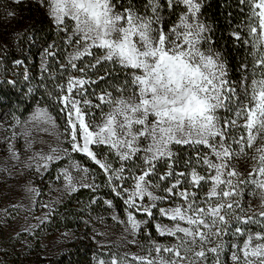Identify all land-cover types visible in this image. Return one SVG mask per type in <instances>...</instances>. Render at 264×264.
Returning a JSON list of instances; mask_svg holds the SVG:
<instances>
[{"label": "snow or ice", "instance_id": "1", "mask_svg": "<svg viewBox=\"0 0 264 264\" xmlns=\"http://www.w3.org/2000/svg\"><path fill=\"white\" fill-rule=\"evenodd\" d=\"M38 2L54 22L58 34L64 33L65 48L73 47L68 53L67 66L60 64V74L78 71L82 76L69 74L66 85H55L60 94L54 97V102L65 115L62 133L55 131V118L47 108L38 107L33 114V127L42 125V131L51 128L54 135L64 139L46 154L42 150L33 152L23 161L24 168H34L38 173L41 169L47 171L53 163L67 157L69 164L59 169L56 177L64 181L63 192L70 195L80 188L96 192L100 186L95 183V174L71 158V153L84 154L102 170L105 184L115 197L123 200L125 219L115 214L113 200L105 199L104 203L113 209L112 219L127 225L126 232L138 236L155 219L153 209L174 224L173 227L156 224L155 228L162 236L174 237L175 243L159 244L151 239V233H145L149 237L146 255L113 252L108 259L94 257L96 264H131L132 261L135 264H208L209 255L212 264H225L223 256L229 246L231 264H264V211L249 215L250 209L243 205L244 189L249 186L260 192L264 202V0H239L248 8L247 22L238 26L246 35L238 31L231 33L245 47L244 58L237 68L239 80L230 79L227 59L214 47L212 25L205 21L202 11L206 0H165L169 12L177 7L184 9L167 30L163 15L165 4L161 0H147L142 8L132 0L127 3L123 0ZM14 3L19 4L21 0ZM8 14L15 15L11 11ZM15 36L17 41L26 38L22 32ZM0 47H5L6 53V46ZM55 47L53 43L41 53L42 79L48 68L45 60L56 56L51 50ZM94 51L103 54L94 56ZM84 57L95 62L78 68L77 61ZM15 63L24 62L16 60ZM97 66L104 69V75L97 76L96 80L83 78L85 69L95 70ZM115 67L125 77L120 83L108 84L115 95L106 90L97 95L93 89L100 103L77 98L86 97L85 85L106 81L115 75L108 70ZM24 79H29L27 72ZM125 92L130 95L125 96ZM93 108L101 110L100 123L96 122ZM221 111L225 114L220 115ZM24 123L25 129L20 135L24 137L27 151L34 143L33 128L28 127L29 122ZM15 135L14 132L13 138ZM64 143L69 147H63ZM102 146H106V152H100ZM174 146L195 150V156L183 161V166L190 171H176L180 162ZM8 150L10 158L16 164L21 163V153L15 145L9 144ZM109 154L118 158L119 167L113 166ZM249 159L252 170L245 176L237 161ZM161 162L166 163L167 171L158 174L157 164ZM198 168H205L207 174L201 175ZM73 170L83 175H73ZM157 176L158 180L153 183ZM169 180L174 183L162 188ZM128 181L132 182L130 188L124 186ZM185 183L196 189L209 187L198 199L197 191L181 190ZM25 187L33 193V199L40 195L31 182ZM157 191L164 194L157 195ZM97 199L93 198L90 204ZM177 199L183 203L158 207ZM42 207L49 205L42 204ZM49 214L37 219L44 223ZM138 214L146 218L138 219ZM252 225L261 230L254 232ZM241 238H244L242 243ZM131 243L135 244L136 240Z\"/></svg>", "mask_w": 264, "mask_h": 264}, {"label": "trees", "instance_id": "2", "mask_svg": "<svg viewBox=\"0 0 264 264\" xmlns=\"http://www.w3.org/2000/svg\"><path fill=\"white\" fill-rule=\"evenodd\" d=\"M123 2L127 3V0H123ZM132 3L142 8L147 3V0H132ZM161 3L165 4L166 10L163 15L166 17L165 29L167 30L168 27H171L177 21L179 13L184 9L177 7L169 12L165 0H161ZM9 4L15 15L5 16L4 13H0V45L6 46V53L5 47H0V120L4 118L10 121L22 119L35 105L42 104L51 110L60 125L65 128V115L59 111L60 105L54 102V97L60 94L55 85H66L69 74L82 76L78 71H64L62 75L60 74V64L67 66L68 53H70L72 46L65 48L64 40L66 37L64 33L60 32L58 34L54 22H51L50 17L46 15V11L37 1L21 0L19 4L9 1ZM202 11L205 21L212 25L211 36L215 42L214 47L222 51L227 59L230 79L239 80L240 74L237 68L244 58L245 47L237 42L231 33L238 31L242 36L246 35L242 27L238 26H243L247 22L248 8L242 6L239 0H206ZM17 32H22L26 38L17 41L15 36ZM53 43L56 47L51 50L56 52V56L54 58H46L45 63L48 68L43 73L42 79L41 53ZM101 54L102 52L94 51L93 53L94 56ZM16 60H22L24 63L16 65ZM94 62V59L84 57L81 61H77V67H84L85 64ZM104 67H107V65ZM108 70L114 72L115 75L110 76L106 81L85 85L86 97H81L82 99L87 98L93 104H97L100 101L93 95V89H95L97 95L102 90L114 92L112 88L108 87V84L122 82L125 78L124 73L119 67L109 68ZM25 72L29 76L28 80L24 79ZM49 73H52L51 77ZM85 73L86 75L83 78L96 80L97 76L104 75V69L101 66H97L95 70L85 69ZM11 81H15V83L13 84ZM29 88L32 89L31 92H29ZM128 94L130 93H124V95ZM107 109L105 106L103 111ZM91 110H94L95 116L99 117L100 109L93 108ZM224 114L221 111V115ZM106 151V146L100 148V152ZM173 151L179 153L180 166L176 168V171H190V169H186L183 166V161L188 156H195V150H189L187 146H174ZM201 151L207 150L201 149ZM109 155L115 162H118L114 155ZM73 156L92 170L100 187L96 192L91 191L89 188H80L77 192L70 194L63 203L59 204V227L80 226L82 218L88 209L93 210L100 206L107 208L104 203L105 199L113 200L118 213L123 215L125 208L123 200L115 197V194L106 186V177L102 170L84 154L73 153ZM137 163H140V161L137 160ZM57 165V163L54 164L53 168L43 175V178L50 176ZM197 170L203 173L206 172L205 168H198ZM157 171L158 174L167 171L166 163L157 164ZM157 180L158 176L153 178L154 183ZM163 186L164 183L162 184ZM187 187H189L188 184ZM208 187L209 185H204L202 189L197 190L205 193ZM96 197H99L96 203L90 204V201ZM141 232L142 237H145L146 240L149 237L146 234L143 236L144 233H151V239L165 241L168 244L175 242L174 237L160 235L155 228L153 220ZM19 237L20 235L15 237L7 233L0 222V264H96L94 257L104 256L105 249H112L111 246L99 247L89 235H86L71 241L67 249L55 257H46L41 254L33 256L31 253L35 250V247L23 250L17 246ZM35 246L38 249L41 247L40 238L36 239ZM131 264H135V261H132Z\"/></svg>", "mask_w": 264, "mask_h": 264}, {"label": "rangeland", "instance_id": "3", "mask_svg": "<svg viewBox=\"0 0 264 264\" xmlns=\"http://www.w3.org/2000/svg\"><path fill=\"white\" fill-rule=\"evenodd\" d=\"M9 1L14 0H0V13H4L5 16L9 15L8 13L10 11L13 12ZM35 1L38 2V0ZM72 51L73 47L70 53ZM76 77L80 76L76 75ZM77 98L82 99L81 97ZM38 107L47 108L48 112L55 118L57 125V129L55 131L62 133L64 131L63 126L60 125L51 110L46 105L42 104L35 105V107L24 118L18 119L21 121L20 124H17V120L10 121L5 118L0 120V222L7 233L15 237L17 236V233H19L20 237L17 242V246L20 249L26 250L30 248L33 249L35 247V250L31 253L33 256L41 254L46 257H55L65 251L71 241L76 238L85 237L86 235H89L99 247H112V249L104 250V256H101L104 259L109 258L108 254L110 250H112L111 253L127 252L141 256L146 255L145 249L149 243V239L146 240L145 237H142V232L136 237H133L129 234V232H126L125 228L127 225H122L118 223L117 220L112 219L114 214L113 209L108 206L107 208L100 206L94 208L93 210L88 209L85 216L82 218L81 225L78 227H59V204L63 203L70 195L63 192V179L61 178L60 180H57L56 177L58 170L69 164L68 158L66 157L53 163L47 171L41 169L39 173L34 168L25 169L23 166V161L31 156L33 152H41L42 150V153L46 154L49 152L50 147H56L59 141L64 139L63 136L54 135V130L51 128L49 131H42V125L33 127L32 118ZM91 111L94 112V110ZM107 111L108 109L104 112L106 113ZM219 114L221 115V112ZM95 119L97 123H100L101 112L99 117L95 116ZM24 122H29L28 127L33 128L31 138L34 139V143L32 144V149L27 151L25 150L24 137L20 135V133L25 129ZM14 132L16 133L15 138H13ZM9 144H14L16 149L20 151L21 163L16 164V162L10 158L8 150ZM62 146L65 148L69 147L67 143H64ZM251 155L252 153L249 152V156ZM71 158L73 161L79 162L82 167L91 170L86 164L76 159L73 156V153H71ZM108 158L113 162L114 167L120 166L118 158V162H115L110 155ZM56 163L58 165L57 167H54V172L44 179L43 175L49 172ZM237 163L239 170L243 172L245 176H247V173L252 170V161L250 159L247 160V162L242 160L237 161ZM125 167L127 168L131 166L125 165ZM4 168H7L8 171H4ZM9 172L11 174H9ZM200 174L206 175L207 170L205 173L200 172ZM73 175L80 176L83 174L77 173L73 170ZM29 182H31L32 187L38 188L40 191V195L35 196L34 199L33 193L26 191L25 186L28 185ZM88 182H90V180ZM95 183L98 185L96 179ZM169 183H174V181H166L163 187H167ZM131 184L132 182L128 181L124 186L130 188ZM184 188L189 191H197L198 199L201 195H203V193L201 191L199 192L196 188H192L190 186L187 187V183L183 185L181 190ZM254 191L256 193L255 195L252 194ZM156 194L163 195L164 193L157 191ZM57 198H59V202H56ZM145 203H147V198H145ZM175 203H183V201L182 199H177L175 202L169 200L163 204H159L158 207H172ZM262 203L264 202L261 201L260 192L258 190H255L252 186L244 189L243 205L245 209H250L249 215L264 211ZM42 204H48L49 207H42ZM14 205H18L19 207H13ZM50 209H55V211L51 212ZM45 213L50 214L44 223H40V220L37 218H44ZM153 213L155 216V219L153 220L155 225L161 224L162 226L167 227L174 226L168 217L160 216L156 209H153ZM115 214L119 219H125V213L123 215L119 214L116 208ZM137 218L143 220L146 217L143 214H138ZM251 227L254 232L261 230L255 225H252ZM28 229H32V231H28ZM65 233L68 235L65 236ZM143 236H145V233ZM38 238H40L41 242V247L39 249L35 246V241ZM133 239L136 240L135 244L131 243ZM226 239L231 240V237H226ZM243 239L244 238H241L240 243L243 242ZM155 241L159 244L167 245H171L176 242L168 244L165 241ZM230 253L231 247L229 246L228 251H226L223 256L225 264H231ZM153 255H155V253H153ZM208 264H212L211 255H209Z\"/></svg>", "mask_w": 264, "mask_h": 264}]
</instances>
